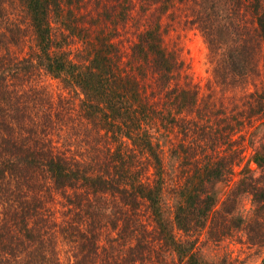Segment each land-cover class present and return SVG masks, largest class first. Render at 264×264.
Returning <instances> with one entry per match:
<instances>
[{"label":"trees","instance_id":"16d2710c","mask_svg":"<svg viewBox=\"0 0 264 264\" xmlns=\"http://www.w3.org/2000/svg\"><path fill=\"white\" fill-rule=\"evenodd\" d=\"M80 1L0 0V264H230L206 256L200 237L239 230L264 247V90L249 93L246 117L260 121L246 160L241 125L198 141L211 111L165 43L176 0H98L90 14ZM191 1L216 77L247 82L259 50L264 59V0ZM137 7L148 21L124 59L115 40ZM43 75L78 88L80 106L62 97L56 108L32 82ZM53 125L75 132L74 150ZM176 127L166 155L160 134Z\"/></svg>","mask_w":264,"mask_h":264},{"label":"rangeland","instance_id":"374dc122","mask_svg":"<svg viewBox=\"0 0 264 264\" xmlns=\"http://www.w3.org/2000/svg\"><path fill=\"white\" fill-rule=\"evenodd\" d=\"M79 5L89 14L90 12L97 11L99 8L98 0H82L79 2ZM191 6H193L191 0H176L175 6L163 17V29L166 28L167 31L165 33L166 45L170 49H178L179 57L184 61L183 68L188 75L187 79L197 85L200 96L203 97L202 100L206 102L208 110L211 111V118H208L209 121L205 124V127H208V129L205 132L202 130L200 133L198 128L193 133V137L196 136L198 141L202 138H208L210 135L222 137L228 131H231V126L239 127L241 125L233 136L236 140L235 144H237V141L242 143V155L244 160H246L251 153V148L246 138L260 121L258 116H252L248 119L246 117V109L250 103H256L258 96L255 94L251 97L249 93L255 90L260 92L264 90L263 51L261 50L260 53L259 50L260 54L258 53L257 55V72L252 74L247 82L238 83L236 86L234 84H222L214 72L216 70L214 59L216 52L211 51L202 27L198 26L197 22L192 20L193 17L190 14ZM138 11L139 7L134 9L131 12L130 18L119 27V35L115 40L119 44L121 51H123L124 59L129 58L131 45L135 41L138 32L148 21L147 16L140 15ZM32 82H37L39 86L46 88L48 93L51 94L56 108L62 97H65V105L70 108L73 107L72 109L78 108L84 96L78 88L65 86L62 81L49 75H43ZM75 89L78 90L76 91ZM212 110L215 114H213ZM57 113L58 109H56L55 116ZM198 121L200 122L199 125H201L200 117H198ZM78 124L76 123L75 129L79 127L80 124ZM48 129H50L51 133H54L53 137L57 141H62L67 135L69 137L67 146L69 145L74 150L73 137L75 132L65 131L61 125H53L48 127ZM75 129L73 127V130ZM180 132L176 127L173 130L165 131L164 134H160L163 137V148L166 155H168L167 153L172 147L178 145L179 138L182 137ZM70 135H73V137H70ZM193 142L197 143L194 139ZM185 160L180 158L177 161H181V163L175 162V164L172 162V159L169 161L168 174L171 178L178 175L177 173L182 172L183 167L181 165ZM236 169V172H238L239 168ZM238 177L239 173H235L230 185L236 182ZM48 203L52 206L50 201ZM47 205L49 206V204ZM58 207L60 206H56L57 211L55 215L59 217ZM250 207L249 198L244 197L240 209L243 210L244 208L246 211L242 213L246 214ZM59 245H61L63 250L68 249L64 242H60ZM199 247L210 259H221L225 257L230 264H261L264 258V247L250 244L247 241L245 232L242 230L234 231L231 236L221 237L217 241L213 240L212 237L210 238L208 233H202Z\"/></svg>","mask_w":264,"mask_h":264}]
</instances>
